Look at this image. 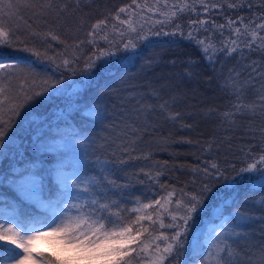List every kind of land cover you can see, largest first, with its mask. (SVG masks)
Here are the masks:
<instances>
[{
  "label": "trees",
  "instance_id": "16d2710c",
  "mask_svg": "<svg viewBox=\"0 0 264 264\" xmlns=\"http://www.w3.org/2000/svg\"><path fill=\"white\" fill-rule=\"evenodd\" d=\"M12 2L18 5L16 14L11 18L5 16L4 26L6 29L11 28L17 39L13 47L0 46V57L6 61L18 58L21 63L31 62L39 74L37 81L51 76L53 81L62 80L63 85L60 95L52 96L51 99L38 97L28 105L20 117L14 119L15 127L9 135L16 133L17 141L22 143L25 149L42 131L50 141L53 137L55 140L64 138L72 131L79 133L80 137H87L95 143V156L113 162L107 165L112 171L111 178L126 185L122 191H117L112 196V199L118 200L121 205L125 206L137 198L147 203L165 195L166 191L171 189L176 190L177 197L181 189L194 192L203 180V173L199 169L207 166L205 161H215L221 166L236 164L239 168L245 154L241 149L253 147V151H258L261 147L264 133L260 129L264 128V116L239 117L233 125L222 118V113L231 109L236 100L233 87L229 83L230 77L242 86L241 98L244 103L257 102L259 88L251 83L244 85V82L264 72V53L249 52L245 49L243 58L238 54H233V57L221 54L218 58L214 57L215 62L210 64L196 40L187 39L186 35H164L163 32L173 30V25L155 24L156 20L163 17L159 13H149L145 10L141 13L145 17L141 22L148 39L137 42L136 52H125L122 47L119 50L113 47L115 55L97 60L90 73L78 71L73 75L71 72L57 69L44 57L37 60L30 53L24 52L23 47H35L42 52L47 50L48 55L53 56L64 53L65 45L84 41L79 49L68 47L65 53L66 57H70L75 51L80 56L79 64L83 67L84 61L96 51V48L88 43L90 38L87 32L90 27L107 18L109 28L104 29V32L112 39L111 24L118 23L112 19L113 16L120 7L131 4L132 0H79L78 4L77 0H53L54 8L68 5L67 12L60 15L57 11L41 7L46 5L48 0H27L30 7L23 6L25 0ZM140 2L143 3L144 0ZM232 2L238 1L207 0L209 4L222 7L212 8L207 14L203 8L198 7L199 19H208L210 24L215 21L217 25L226 24L228 18L239 20L241 17L245 23H264V0H242L239 2L243 3L244 7L230 9L227 3ZM148 3H154V0H148ZM248 4H251V8L247 7ZM41 12L44 14L41 15ZM124 15L121 14L122 18ZM196 16V13L182 15L178 22L183 26L185 34L192 31L196 39H203L210 35L203 31V27L210 25H190L189 20L195 19ZM136 20L139 21L140 17L137 16ZM28 25H31V28ZM161 28V35L152 34ZM212 31L214 34L211 39L217 46L220 41L229 37L227 28L222 30L223 36L215 29ZM33 32H51L59 36L64 43L52 40L51 37L45 40L39 35L33 36ZM97 41L99 48L109 47L105 40L97 37ZM153 59L155 63H150ZM248 59L258 62L257 72H252V68L246 65L245 61ZM6 71V80H11V86L16 91L22 74L16 69ZM188 72L191 73L190 76L187 75ZM31 79L33 77H29V80ZM153 87L158 90V96L150 95ZM165 101L168 102L167 107L161 109L160 105ZM143 103L151 105V110H142ZM95 110L102 114L100 118L92 114ZM176 113L180 114L179 117L172 119ZM29 124L28 134L20 133L21 126ZM118 131L124 136L121 148H116L108 142ZM128 140L131 144H128ZM42 159L45 168L56 166L55 157L49 155ZM77 159L75 156L74 160L68 161L75 166ZM121 159L126 163L120 164ZM8 167L9 161L0 162V170H6ZM158 171L161 175L156 179L146 175L151 172L155 177ZM0 193H3L0 197L3 216L17 212L23 219L30 220L32 214L39 215L33 205L22 201L11 189L0 187ZM262 196L264 192H261L258 178L254 174H245L243 179L237 177L231 185H226L224 181L213 184L212 191L204 200L203 209L194 216L193 230L189 234V243L184 254L171 261L165 260L164 264H195L200 259L192 258V241H196L205 256V228L226 216L231 220L236 211L249 212L256 219L241 230L247 235L229 240L230 243L236 241L233 248L239 253L238 259H233L232 264H262L260 253L264 248V219L261 217H264V209L258 203ZM4 198L11 206L3 203ZM163 219L165 224L170 222L168 216ZM154 228L156 235H169L173 231L166 227L161 228L159 222ZM158 243L162 247L163 239ZM6 257L7 248L0 247V259ZM146 260L147 257L134 264H143Z\"/></svg>",
  "mask_w": 264,
  "mask_h": 264
},
{
  "label": "snow or ice",
  "instance_id": "6c2138e0",
  "mask_svg": "<svg viewBox=\"0 0 264 264\" xmlns=\"http://www.w3.org/2000/svg\"><path fill=\"white\" fill-rule=\"evenodd\" d=\"M23 6L31 5L25 0ZM244 6L240 2L227 3L230 9ZM17 7L18 5L12 0H0V46H14L17 37L11 28H5L4 20L5 16L11 18L15 15ZM41 7L57 11L58 15L67 12L68 9L67 4L54 8L53 0H48V3ZM198 7L203 8L204 13L207 14L212 8L222 5L209 4L207 0H191V2L176 0L173 3L169 0H154L152 4H149L148 0H144L143 3L140 0H132L131 4L120 7L113 16L112 19L118 23L111 24L112 39H109V34L104 32V29L109 28L107 18L97 21L90 27L87 32L90 38L88 43L92 44L96 51L84 61L83 67L80 66V56L75 51L70 57H66L65 53L68 47L79 49L84 41L65 45L64 53L53 56H49L47 50L42 52L27 45L22 50L36 57L37 60L44 57L57 69L71 72L73 75L78 71L87 74L95 68L97 60L115 55L113 47L117 50L122 47L125 52H136L137 42L148 39L143 31L144 24L141 22L145 19L141 13L147 10L149 13H159L163 17L156 20L155 24L173 25L172 31L163 32L161 28L153 32V35L159 36L163 32L164 35L181 37L186 35L187 39L196 40L210 64L215 62L214 57L218 58L221 54L225 57L238 54L243 58L245 49L249 52L264 53V23L255 21L245 23L241 17L239 20L228 18L226 24L217 25L215 21H211L210 24L208 19H199ZM247 7L251 8V4ZM189 13L197 14L195 19L189 20L190 25H210L203 27L204 32L210 33L209 36L196 39L192 31L184 33L183 26L178 21L180 16ZM43 14L41 12V15ZM121 14H125L123 18ZM137 16L140 17L139 21L136 20ZM28 27L31 28V25ZM225 28L229 29V37L220 41L217 46L211 39V35L214 34L212 30L219 31L223 36L222 30ZM32 35H39L45 40L51 37L52 40L64 43L59 36L51 32H33ZM97 37L105 40L109 47L99 48ZM150 63H155V60ZM172 63L175 64V61ZM257 63L253 61L249 65L252 72H257ZM8 69H16L22 74L21 83L16 91L11 86V80H6ZM38 75L31 62L21 63L18 58L6 61L0 57V162L9 161V167L0 170V187L14 191L21 200L33 205L39 214H32L30 220L23 219L17 212L0 217V241L4 242L0 247L14 246L7 248V257L0 259V264H134L145 257L148 258V264H164L165 260L171 261L184 254L189 243V234L193 230L194 216L203 209L204 200L212 191L213 184L224 181L226 185H231L237 177L243 179L245 174H254L258 178L261 192H264V136H262L258 151H253V147L241 149L245 154L242 166L239 168L236 164L221 166L215 161L211 163L205 161L207 166L199 169L203 173V180L196 191L185 192L181 189L177 197L176 190L171 189L167 190L165 195L147 203L137 198L136 207L125 216L126 210L120 206L118 200L112 199V196L117 191H122L126 185L119 184L111 178L112 171L107 165L113 162L94 155L96 146L93 141L87 137H80L79 133L72 131L65 135L63 144L58 145L54 142V137L50 141L47 134L42 131L25 149L22 143L17 141L16 133L9 135L15 127L14 119L19 118L21 112L35 99L38 97L51 99L52 96L60 95L62 92V80L53 81L51 76H45L37 81ZM187 75L190 76L191 73L188 72ZM259 75L264 80V72ZM29 77L33 79L29 80ZM229 83L233 87L236 100L231 109L222 113L224 120L234 125L239 117L264 116V83L261 84L260 89H257V102L251 104L243 102L240 84L231 77ZM249 83L250 81H245L244 85ZM150 95L158 96L159 92L153 87ZM167 104L168 102L165 101L160 108L165 109ZM151 107L149 104H142L144 111H150ZM76 110L79 111L78 108ZM92 114L97 118L102 115L98 110L93 111ZM179 115L176 113L171 118L176 119ZM29 128L30 124L22 125L20 133L28 134ZM260 131L264 133V128ZM69 153L78 157L75 166L68 161ZM49 155L56 158V166L45 168L42 157L47 158ZM119 163L124 164L126 161L121 159ZM69 167H72L71 172L68 171ZM146 175L156 179L161 172H156L155 177L151 172ZM162 187L167 188V186ZM2 196L3 193H0V197ZM3 203L11 206L6 198ZM258 203L264 209V196ZM131 213L136 215L132 216ZM164 216L170 217L169 223H164ZM255 219L256 217L249 212H234L231 221L215 231L211 250L207 252V256H203L202 249L198 247L196 241H192L193 260L199 258L200 264H208V259L211 258L215 264H232L233 259H238L239 253L233 248V243L236 241L230 243L228 238L247 235L238 229L245 228ZM145 221L149 223L145 225ZM157 222L161 228L166 227L173 231L169 235L163 233L156 235L154 225ZM229 224L232 226L229 227ZM161 239L164 241L163 247L158 243ZM41 241L47 243L48 252L39 250L38 244ZM260 258L264 264V248L261 249Z\"/></svg>",
  "mask_w": 264,
  "mask_h": 264
},
{
  "label": "rangeland",
  "instance_id": "374dc122",
  "mask_svg": "<svg viewBox=\"0 0 264 264\" xmlns=\"http://www.w3.org/2000/svg\"><path fill=\"white\" fill-rule=\"evenodd\" d=\"M217 1H220V0H217ZM234 1H238V2H239V1H242V0H234ZM246 2H247V0H246ZM245 63H246L247 66L251 65V64H252L251 59L246 60ZM245 81H250L251 84L256 85L259 89L261 88V84L264 83V80H262V79L260 78V76H256V79H252V78H251V79H246ZM122 137H124V136H122V135L120 134L119 131H118V132H115V133L112 135V137L109 139L108 142H109V143H112V144L114 145V147L118 148V147H120V145H121V143H122ZM126 139H127V138H126ZM54 142H55L56 144H58V145L63 144V142H64V138L56 139ZM128 142H129L128 144H131V141H130V140H128ZM124 147H126V146H124ZM129 147H130V146H129ZM120 148H121V147H120ZM127 149H129V148H127ZM75 156H76V155L69 153V154H68V160H74ZM68 171L71 172L72 169H68ZM13 193H14L16 196H18L14 191H13ZM18 197H19V196H18ZM19 198H20V197H19ZM20 199H21V198H20ZM22 201H23V200H22ZM135 201H136V200L129 201L130 203L126 204L125 206H123V205L120 204V206L126 210L125 213H124L125 216H127V215L131 212V209H132L133 207H136V203H135ZM24 202H25V201H24ZM26 203H27V202H26ZM28 204H29V203H28ZM149 211H151V210H149ZM131 215H132V216H135L136 213H131ZM0 217H3V208H2V207H0ZM228 221H231V220H230V217L226 216V217H224L222 220H219V221H217V222H212V223H210V224L205 228V231H204V243H205V246H206L207 252L211 250V241H212V239L214 238L215 231H216V230H220V229L223 227V225H224L226 222H228ZM144 223H145V225H147L149 222H148V221H145ZM231 226H232V224H229V227H231ZM241 230H242V229H238V231H241ZM142 238H143V237H142ZM233 238H236V237H229L228 239L230 240V239H233ZM3 243H4V242L0 241V245H2ZM163 246H164V245H163ZM163 246H162V247H163ZM4 247H6V248H10V247H14V246H11V245H5ZM38 248H39L40 251H43V252H45V253L49 251L48 245H47V243L44 242V241L39 242V244H38ZM16 251H20V250H19V249H16ZM205 256H207V253H206ZM143 264H148V260H146ZM195 264H200V260L197 261ZM208 264H215V261H214L213 259L209 258V259H208Z\"/></svg>",
  "mask_w": 264,
  "mask_h": 264
}]
</instances>
